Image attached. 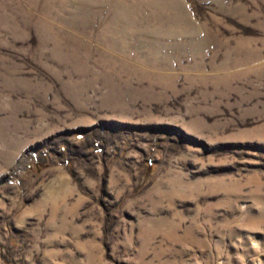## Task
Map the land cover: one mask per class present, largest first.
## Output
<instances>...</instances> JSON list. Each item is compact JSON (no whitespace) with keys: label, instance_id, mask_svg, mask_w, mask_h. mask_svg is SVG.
Returning <instances> with one entry per match:
<instances>
[{"label":"rangeland","instance_id":"1","mask_svg":"<svg viewBox=\"0 0 264 264\" xmlns=\"http://www.w3.org/2000/svg\"><path fill=\"white\" fill-rule=\"evenodd\" d=\"M0 264H264V0H0Z\"/></svg>","mask_w":264,"mask_h":264}]
</instances>
